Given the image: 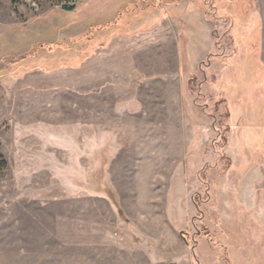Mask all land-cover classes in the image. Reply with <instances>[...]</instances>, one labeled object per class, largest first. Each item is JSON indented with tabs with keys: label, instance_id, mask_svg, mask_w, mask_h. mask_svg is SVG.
<instances>
[{
	"label": "rangeland",
	"instance_id": "1",
	"mask_svg": "<svg viewBox=\"0 0 264 264\" xmlns=\"http://www.w3.org/2000/svg\"><path fill=\"white\" fill-rule=\"evenodd\" d=\"M140 1L143 30L187 6L206 13L209 35L216 40L207 53L208 42H199L188 14L182 16L183 29L175 16L157 31L160 38L182 30L181 42H172L175 55L179 50L182 57L174 86L183 81L195 132L186 156L168 172L157 151L149 150V160L120 161L76 153L71 71L110 43L88 42L97 32L104 37L106 17L91 25L87 1L65 10L52 0H0V23L16 24L8 32L0 28V152L6 162L5 167L0 163V264L117 262L118 216L130 232L134 229L121 202L140 198L157 199L161 204L154 209L167 210L183 238L182 264H236L238 257L245 262L241 251L249 217L253 212L264 216L263 0ZM118 2L107 9L109 16L126 6ZM222 8L237 14L238 22ZM157 9L158 17L145 23ZM157 81L153 76L148 82L155 87ZM138 88H145V79ZM110 163L120 167H111L112 176ZM132 212L145 215L137 207ZM121 225L124 231L125 222ZM136 238L122 239L131 245ZM156 240L152 246H161Z\"/></svg>",
	"mask_w": 264,
	"mask_h": 264
},
{
	"label": "crops",
	"instance_id": "2",
	"mask_svg": "<svg viewBox=\"0 0 264 264\" xmlns=\"http://www.w3.org/2000/svg\"><path fill=\"white\" fill-rule=\"evenodd\" d=\"M117 1L126 2V6L116 8L115 12L109 16L111 13L108 10L113 4H117ZM121 2L118 3L121 4ZM140 2V0H89L85 2L89 6L86 18L91 25L100 24V16L106 17L101 20L106 24L104 37L97 32L96 37L88 42L110 43L106 48L97 50L87 58L81 67L72 68L71 75L74 83L71 87L70 125L72 137L77 144L76 153L85 152L82 156L86 158L94 159L97 153H101L104 158L111 157L113 161L141 156L149 160L151 153L149 150H152L157 151L155 157L162 160V167L168 172L171 164L174 167L186 156L195 132L192 130V119L187 113L184 102L183 81L178 89L174 86L175 78L180 68L182 69V57L179 55V50L175 55L172 42H181L179 33L182 30H178L175 36L173 33L168 36L164 32V37L160 38L157 37V31H163V22L167 19L172 21L175 16L177 19L180 17L183 29L185 21L182 16L188 14L189 23H192L193 29L201 36L199 42H208L205 46L207 53L216 40L209 35L211 27L208 29L209 21L206 13H201L195 8H187V6L182 12L173 11L171 15L167 13L161 23L156 22L152 29L143 30L144 17L141 7L137 6ZM220 10L238 22L237 14L226 11L225 8ZM159 14L160 9H157L155 13L150 14L149 18H145V23L153 21ZM262 22L264 37V7ZM15 25V23L3 25L0 23V28L3 26V31L8 32L10 27ZM4 32L0 33V42H3ZM146 42L149 43L146 44ZM153 44L158 47L162 46V53H158L153 48ZM190 47L191 55L195 45L191 44ZM195 58L191 55L190 61L193 62ZM261 60L264 61L263 56ZM175 61L178 62L177 70L174 69ZM262 75L264 77V74ZM153 76L158 79V86H151L148 82ZM142 79H145L143 90L138 88ZM146 100L153 101L154 106L144 107ZM152 144H157V146L154 147ZM111 167L120 169L110 163L109 174L111 176L114 172L116 173ZM114 184L120 192V187L115 181ZM111 203L113 204L112 201ZM160 204L161 202L154 198L121 202L125 212L131 218L130 224L134 229L130 232L123 215L118 216L120 230L113 232L115 235L118 234L117 262L106 264H182L180 260L185 255V250L182 248L183 238L172 223L167 210L160 212L154 209ZM136 207L140 208V212L145 215L133 213L132 210ZM124 222L123 231L121 224ZM248 228L247 244L241 251V254L246 256L245 262L238 257L240 251L235 250L233 255L239 260L236 264L239 262L264 264V216H256L253 212L249 217ZM127 235H132L133 238L138 235L147 243L141 239L137 241L136 238V241L129 245L127 240L122 239ZM152 240L157 242L160 240L161 246H152ZM188 262L187 264H192L189 260Z\"/></svg>",
	"mask_w": 264,
	"mask_h": 264
},
{
	"label": "built area",
	"instance_id": "3",
	"mask_svg": "<svg viewBox=\"0 0 264 264\" xmlns=\"http://www.w3.org/2000/svg\"><path fill=\"white\" fill-rule=\"evenodd\" d=\"M53 3H55L56 7H61L63 8V6L65 4H75L76 6L79 5L82 2L88 1V0H52Z\"/></svg>",
	"mask_w": 264,
	"mask_h": 264
},
{
	"label": "trees",
	"instance_id": "4",
	"mask_svg": "<svg viewBox=\"0 0 264 264\" xmlns=\"http://www.w3.org/2000/svg\"><path fill=\"white\" fill-rule=\"evenodd\" d=\"M91 37V36H90ZM92 38V37H91ZM22 60L23 61H26L25 60V58H22ZM22 68H23V70H25V66H22ZM194 79V78H193ZM0 163H1V165L3 166V167H5L6 166V162H5V160H4V158H3V155L1 154V152H0Z\"/></svg>",
	"mask_w": 264,
	"mask_h": 264
},
{
	"label": "water",
	"instance_id": "5",
	"mask_svg": "<svg viewBox=\"0 0 264 264\" xmlns=\"http://www.w3.org/2000/svg\"><path fill=\"white\" fill-rule=\"evenodd\" d=\"M63 8H64L65 10H73V9L76 8V5H75V4H65V5L63 6Z\"/></svg>",
	"mask_w": 264,
	"mask_h": 264
}]
</instances>
